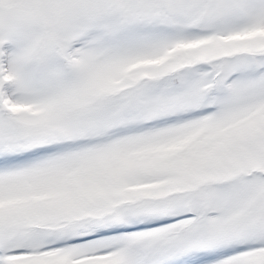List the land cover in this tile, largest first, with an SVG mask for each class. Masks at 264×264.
Masks as SVG:
<instances>
[{
    "label": "rangeland",
    "instance_id": "1",
    "mask_svg": "<svg viewBox=\"0 0 264 264\" xmlns=\"http://www.w3.org/2000/svg\"><path fill=\"white\" fill-rule=\"evenodd\" d=\"M168 228L177 264H264V0H0V264Z\"/></svg>",
    "mask_w": 264,
    "mask_h": 264
},
{
    "label": "trees",
    "instance_id": "2",
    "mask_svg": "<svg viewBox=\"0 0 264 264\" xmlns=\"http://www.w3.org/2000/svg\"><path fill=\"white\" fill-rule=\"evenodd\" d=\"M203 1H204V0H203ZM56 50H57V49L55 48V51H56ZM63 62H67V60L63 59ZM64 67L67 68V65L64 64ZM142 118L144 119V121H147V119L149 118V114H148V113H145V115H143V116L141 117V119H142ZM128 119H130L129 116H128ZM109 126H111V125H109ZM131 192H132V191H131ZM149 195H150V193H146V194L140 196V197L137 198V199H142V197L144 198V196L147 197V198L150 199V200H151V199H156L155 196H157V195H154V194H153L154 197H149ZM118 200H119V202H121V203H124V202L127 201L122 195L120 196V198H119ZM187 210L190 211V209H189L188 207H187ZM152 215H153V214H152ZM88 216H89V217H87V218H89L90 220L94 218V215H88ZM192 218H194V216H192ZM190 219H191V218H190ZM98 220H99V219H98ZM149 220H150V219H148V220L141 219V221H142L143 223H145L144 226H146V228L150 227V226H147ZM154 220L157 221V220H159V219H158V217L156 216V217L154 218ZM187 220H189V219H187ZM146 222H147V223H146ZM150 222H152V221H150ZM175 225H176V224H175ZM122 226H123V224L113 223V227L116 228L115 232H121V233H122V231H123ZM121 228H122V229H121ZM176 228H177V227H176ZM165 231H166V235L162 236V238H161V244L159 245V247H156V250H157V251H156L155 255L150 256V255H151V248H150L149 246L144 247V248H145V251L142 252V254L138 256V257H139L138 262H139L140 264H166V263H168V262H172V260L175 259L174 256H177V251H176L175 253H172L173 251L170 252V250H169L170 247H169L168 249H166L169 245H171V244H173L174 242H176V239H173V237H172V235H173V233H174L175 231H174V229L171 230L170 228H168V229L165 230ZM170 249H171V248H170ZM175 249H176V248H175ZM170 255H174V256H170ZM168 256H170V257H168ZM182 256H183V254H180V257H182ZM175 261H177V258H176Z\"/></svg>",
    "mask_w": 264,
    "mask_h": 264
},
{
    "label": "bare ground",
    "instance_id": "3",
    "mask_svg": "<svg viewBox=\"0 0 264 264\" xmlns=\"http://www.w3.org/2000/svg\"><path fill=\"white\" fill-rule=\"evenodd\" d=\"M46 156H48L47 154H46ZM50 156V155H49Z\"/></svg>",
    "mask_w": 264,
    "mask_h": 264
}]
</instances>
